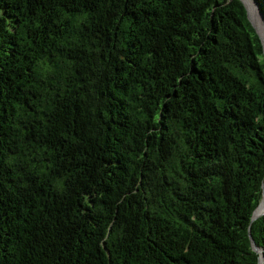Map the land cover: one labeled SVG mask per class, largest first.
<instances>
[{"label":"trees","instance_id":"obj_1","mask_svg":"<svg viewBox=\"0 0 264 264\" xmlns=\"http://www.w3.org/2000/svg\"><path fill=\"white\" fill-rule=\"evenodd\" d=\"M263 182L242 0H0V264H264Z\"/></svg>","mask_w":264,"mask_h":264},{"label":"bare ground","instance_id":"obj_2","mask_svg":"<svg viewBox=\"0 0 264 264\" xmlns=\"http://www.w3.org/2000/svg\"><path fill=\"white\" fill-rule=\"evenodd\" d=\"M245 1L249 7L250 16H251L254 24L256 25L257 29L259 30V32L262 36V39H263V43H264V19L261 16V14L259 13V11L256 9V6L254 5L252 0H245ZM263 186H264V183H263ZM263 204H264V196H263L261 203H260L257 210H260L262 208Z\"/></svg>","mask_w":264,"mask_h":264},{"label":"water","instance_id":"obj_3","mask_svg":"<svg viewBox=\"0 0 264 264\" xmlns=\"http://www.w3.org/2000/svg\"><path fill=\"white\" fill-rule=\"evenodd\" d=\"M252 1H253L254 5L256 6L257 4H256L255 0H252ZM242 2H243L244 5L246 6V9H247V12H248V16H249L250 20L252 21V24L254 25V27H255L257 33L260 35V37H261V39H262V36H261L259 30L257 29L256 25L254 24V22H253V20H252V18H251V16H250L249 7H248L246 1H245V0H242ZM256 9H257V8H256ZM262 42H263V39H262ZM263 46H264V43H263ZM263 183H264V182H263ZM260 203H261V202H260ZM259 205H260V204H259ZM259 205H258V207H259ZM258 207H257V208L255 209V211H254L253 220H254V219H257L258 217H260L261 215L264 214V211H263L262 213L256 214V210L258 209ZM254 248H255L257 251L259 250L258 247H257V245H255V244H254ZM262 261H263V260L261 259L260 264L262 263Z\"/></svg>","mask_w":264,"mask_h":264},{"label":"rangeland","instance_id":"obj_4","mask_svg":"<svg viewBox=\"0 0 264 264\" xmlns=\"http://www.w3.org/2000/svg\"><path fill=\"white\" fill-rule=\"evenodd\" d=\"M262 208H264V204H263ZM261 213H262V212H261Z\"/></svg>","mask_w":264,"mask_h":264}]
</instances>
